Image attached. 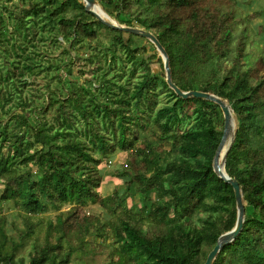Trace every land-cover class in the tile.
I'll return each mask as SVG.
<instances>
[{
  "label": "trees",
  "instance_id": "obj_1",
  "mask_svg": "<svg viewBox=\"0 0 264 264\" xmlns=\"http://www.w3.org/2000/svg\"><path fill=\"white\" fill-rule=\"evenodd\" d=\"M97 1L119 24L158 38L182 90L230 104L237 129L225 168L240 183L245 221L213 264H264V58L243 62L250 27L238 20L251 22L261 10L238 15L237 0ZM102 27L111 33L108 45L100 41ZM257 32L263 40L262 24ZM40 42L100 51L77 58L65 48L58 59L41 54ZM149 43L101 22L84 0H0V212L12 202L27 225L15 238L0 214V264H87L74 259L95 251L87 238L92 227L111 240L108 264H204L220 235L235 227L234 188L213 166L223 112L211 100L178 95L161 54L147 56ZM79 61L89 77L73 73ZM118 151L127 157L113 174L126 188L103 196L102 165ZM133 186L140 201L129 204L122 195ZM88 203L113 220L80 214ZM66 204L73 205L63 211ZM50 210L58 213L45 240H29L41 223L34 217ZM29 241L26 259L18 251Z\"/></svg>",
  "mask_w": 264,
  "mask_h": 264
},
{
  "label": "rangeland",
  "instance_id": "obj_2",
  "mask_svg": "<svg viewBox=\"0 0 264 264\" xmlns=\"http://www.w3.org/2000/svg\"><path fill=\"white\" fill-rule=\"evenodd\" d=\"M238 1V15H241L243 17L247 16L248 14H253L256 11L261 10V14L259 16L254 17L251 22H248V19H244V20H240V17H238V20L240 21L239 26L241 27L242 25H244V27H246L247 29L250 27V32L248 30V36L250 34V37L245 39L248 41V44L246 45V53L247 55L243 58V62H245L247 65H253L255 62H257V59H259L260 56H262L264 58V48H263V40H261V37L257 34L260 25H263V31H264V0H237ZM248 1V2H246ZM251 1V3L249 2ZM10 5H13V3H10ZM32 6V5H31ZM27 7H29V4H27ZM101 9L104 10L102 8V6L100 5ZM17 7L14 6V9H16ZM94 9H96L98 12H100V10L95 7ZM105 14H107V12L104 10L103 11ZM101 13V12H100ZM108 15V14H107ZM109 16V15H108ZM98 33H99V37H100V41L102 43H104L105 45L110 44L111 42V33L108 31L107 28H100L98 29ZM238 35V34H237ZM62 39V37H60ZM64 42V40H63ZM152 42V41H151ZM108 43V44H107ZM147 45V56H149L150 54H154L156 51L159 52V50H157V47L151 43L146 44ZM79 46V48L77 50L73 49V47L68 44V43H64L61 44L60 42L56 43V45L51 46V43L49 42H40V48L37 49L41 54L45 53L47 51L52 52L51 56L52 58H58L59 59V55L61 53H63L65 51V48L68 49L69 53H72L73 55H81L80 57L77 58H82L83 56H89V53H95L100 51L99 48H95L93 46H89V45H77ZM76 46V47H77ZM30 49H34L32 47H30ZM30 49H27L26 51L29 52ZM97 49V50H96ZM24 53H26L25 51H22L21 54L23 55ZM160 53V52H159ZM6 55V50H1L0 51V59H4L2 58L3 56L5 57ZM17 57L16 55H12L11 59H15ZM100 57H104L102 55H100ZM154 57V56H153ZM102 59H110V56H108V58L104 57ZM153 59H157L156 57H154ZM159 62H157L156 60H154L152 67H154L155 69H159L160 65L158 64ZM86 68H90L88 65L87 66H83V61H79V62H75V65L73 66V73L77 74L79 73L80 69L84 70V73L87 77L90 76V73L86 70ZM44 80V79H43ZM43 80H38V83H43ZM167 91V89H164L160 92V97H159V101L161 103H164L167 101V95L165 94ZM9 119V118H7ZM150 131H146L145 135H149ZM163 142H161L162 144ZM227 143L224 147V150L227 148ZM223 150V151H224ZM126 154L124 152L118 151L112 155H110L108 158H106L104 160L105 165H102V173L105 176L104 177V182L102 184V187L99 189L100 193L104 196L106 194H109L111 192H113L114 190H116L117 188H120L121 190H123L124 188H126V184L125 181L123 179L122 176H117L114 175L113 172L115 171V168H119L123 161H125L126 159ZM161 169V167H158ZM34 178H37L36 174L33 175ZM123 198L128 199V203L131 204L134 201L139 202L140 201V196L138 195V193L134 192V186L133 189H127L124 191L123 193ZM73 204H66L65 206H63V211H66L68 209H70L72 207ZM19 209L15 206L14 203L12 202H7L5 203L3 210L0 212V214H5L7 215V221H8V232L9 234H12L15 236V238L18 237L20 230H26L27 225L25 220L22 218V216L19 214ZM57 211L54 210H50L45 212L44 214L38 215L37 217H34L33 222L36 223V221L38 222V219L40 218L41 223L38 222L37 228H36V232L33 234L31 239L34 238H39L41 241L45 240L46 238V229H47V223L49 220H53L54 222H56L57 219ZM80 214H87V215H98L102 221L103 220H113L112 216H110L106 209H104L100 204H94V203H88L87 205L83 206L81 209ZM116 220V217H115ZM92 231L93 233L90 234L87 238L89 239V241L91 243H89V248L93 247V249L95 250L94 252H90L88 254H83L82 252H79L78 254L80 256H78V258H75L74 256V262L75 263H83L86 262L87 264H108L111 260V253H112V248L113 246H111V240L110 238L107 239L103 236H99L98 232H96L95 228L92 227ZM75 243L76 240L74 239ZM94 245V246H93ZM31 248V243L29 241V243L27 245H25L23 248H21L18 251V255H23L26 257V259H28V252Z\"/></svg>",
  "mask_w": 264,
  "mask_h": 264
},
{
  "label": "water",
  "instance_id": "obj_3",
  "mask_svg": "<svg viewBox=\"0 0 264 264\" xmlns=\"http://www.w3.org/2000/svg\"><path fill=\"white\" fill-rule=\"evenodd\" d=\"M84 2H85L86 10L94 14L98 18V20L105 23L106 25L116 28V29L123 30L127 33H134V34L144 36L148 38L150 41H152V43H154V45L157 47V49L162 55L167 83L178 95H180L183 98L197 97V98L211 100L217 103L223 112V117H224L223 135H222L220 144L216 150V153L214 155L213 166H214V170L219 175V177L224 179L226 182L230 183L234 188L236 204H237V220H236L235 227L232 230L227 231L223 233L222 235H220L216 246L209 253L204 263V264H213L218 252L223 247H225L227 244L235 241V239L238 237L240 232L243 230L244 221H245V202L243 199V193L241 190L240 183L237 179L231 177L227 173L226 168H225L228 153L236 138V129H237L236 120L233 116L231 106L225 99L211 92L200 91V90H189V91L182 90L172 80L170 59H169L168 53L166 49L163 47V45L161 44V42L158 40V38L153 33H151L150 31L144 30V29H139L136 27H130L127 25L119 24L116 20L110 18V16H108L107 14L103 12L104 10L101 9L100 4L98 3L97 0H84ZM95 7H97L101 13L98 12L96 9H94ZM227 141H228L227 143L228 146L225 149V152L222 153V150L224 146L226 145Z\"/></svg>",
  "mask_w": 264,
  "mask_h": 264
},
{
  "label": "bare ground",
  "instance_id": "obj_4",
  "mask_svg": "<svg viewBox=\"0 0 264 264\" xmlns=\"http://www.w3.org/2000/svg\"><path fill=\"white\" fill-rule=\"evenodd\" d=\"M226 143H228V141H227ZM224 147H225V146H224ZM223 150H224V148H223ZM223 150H222V153H224V152H225V150H224V151H223Z\"/></svg>",
  "mask_w": 264,
  "mask_h": 264
},
{
  "label": "clouds",
  "instance_id": "obj_5",
  "mask_svg": "<svg viewBox=\"0 0 264 264\" xmlns=\"http://www.w3.org/2000/svg\"><path fill=\"white\" fill-rule=\"evenodd\" d=\"M108 14V13H107ZM111 18V17H110ZM158 50V49H157ZM161 54V53H160ZM162 56V55H161ZM163 59V58H162Z\"/></svg>",
  "mask_w": 264,
  "mask_h": 264
}]
</instances>
